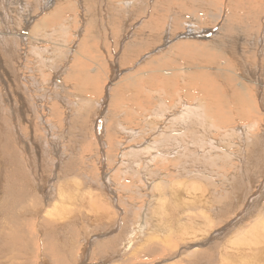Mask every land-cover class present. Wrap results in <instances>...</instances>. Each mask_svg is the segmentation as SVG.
<instances>
[{
  "label": "rangeland",
  "instance_id": "1",
  "mask_svg": "<svg viewBox=\"0 0 264 264\" xmlns=\"http://www.w3.org/2000/svg\"><path fill=\"white\" fill-rule=\"evenodd\" d=\"M75 1L76 0H71V5L73 6L71 9H69V11L70 10L71 11L69 14H67L68 16L63 15L58 18L57 16H55V14H51L53 13V11H56L55 9L56 6L54 7L51 4L49 9H45V10L43 9L42 6L43 3H45L44 0L43 1L42 0H0V14H1L0 34L2 35V36L0 35V56L5 51L2 54L4 56L0 57V62H1L0 90L2 91V95L3 93H6L3 91V90L6 91V88L8 90H12V87L16 86L14 83L15 80L14 78L15 76L18 77V75L20 77H18L19 80H17L16 82L20 83L19 86L21 87V89H23L26 86L29 88L28 102L25 109L27 111L24 110L25 113L23 114V116L12 114V117L15 118V121L17 123L19 122L21 123V125L19 126H21L24 129L25 134L27 133L26 136L29 137L30 150L27 153L28 163H29L27 166V170L29 173L34 174V176L39 177V178L36 177V180H32V181L33 182L37 181L43 184L48 192L53 191L59 184H62L64 187H66L68 191L72 193L71 199H73L74 197L76 201L75 205L78 208H80L78 209V211L77 208H74L77 211L76 213H74L75 210H73L72 216L74 220L76 219L74 223V227L73 225H71L72 228L69 229L67 228L64 230L60 229L61 231L57 233L58 235H56L58 237L59 235H61V239L59 238L60 239L59 242L61 243L59 245L62 247L61 249L64 251V253H66V256L69 255L67 256L68 262H72L70 260V256L76 253V251L77 253L79 251L81 254L84 253L83 250L88 245L84 242H86V240L89 239L91 236L93 237L99 234L102 235L103 234L102 232L104 231L107 234L115 235L121 232L124 226H125L124 231L127 232L128 230L134 229L135 227L137 228L138 226L137 222H141L140 221L141 218H139V216L136 217L133 215H127V216L123 215L122 216L123 218L121 217L120 219H118V222L121 223H117V225L110 231H107L105 229L106 226H108L111 222L108 223L107 221L104 220H102L104 221V223L102 224L103 226L99 225V223H96V225H98L97 227L95 225L94 227H91L90 220L92 218H95V216L93 213L90 214L88 211H86L87 210L86 208L89 204L87 200H90L93 206L95 205L94 204L95 200H97L96 203L97 202L102 203L104 208L105 206L106 208L110 206L111 209L115 206L114 203H112L111 200L108 199L111 198L110 197L111 194L109 193L108 188L104 185L105 182L110 183L109 180H111V184H113L112 187L113 190L115 191L117 190L116 192L118 193L119 196L126 195L128 197L127 200L131 198L130 201L133 203L134 207H136V205L141 204L142 201L138 193L140 190L139 185L141 184L142 180L140 181L139 177L136 178L135 174L137 168L130 167L134 159L131 157L130 152L132 150H136L137 149L136 146L140 142H142L146 138H150L151 136V132L149 131L150 127L147 128L146 124L141 123V121H143L144 119H140V114H138L139 112L141 113L147 112L148 114H151V111L155 110L156 104L154 103H156V100H152V98L149 97L147 93L152 91V89L154 90L155 87L160 88V86H162V82H165L164 79L170 76L171 74L170 71L171 72L174 71L173 73L175 74L177 73L176 75L178 74L181 75L186 69V70H190L192 73L198 72V74L204 75V73L207 71V70L205 71L204 65L205 66L209 64L213 65L216 63L218 59L217 62L222 63L221 65L224 66L225 65L224 61H227L228 59L227 57L219 58L220 54L218 55L217 52H213L211 51L212 49H208L205 46L210 43L208 41L210 38H212L211 37L212 33L210 34L211 36H209L208 33H205L207 36L210 37V38L208 37L207 40L205 39L206 40L205 42H202V40H204L203 38H207V37L200 35L198 38L201 39H197L198 41L197 40L188 41L189 39L187 41L183 40L182 42L185 43H179L181 44L180 46L178 43H176L175 46L170 48L171 45L170 44L168 46L169 48L167 47L168 49H170L169 51L167 48H165V51L163 52L157 51L155 53L154 51L156 50V48L164 44V40L166 39V35H165L166 32H169L170 34L179 30L182 31H184V29L188 30L189 28L188 23H192V21L194 20L197 22L195 24V27L197 29L202 26H205L206 24H211L214 21V17H217V15L218 16L221 15L222 13L221 10L223 8L224 11L226 9V12L223 13V15L225 16L227 15V19H228L226 21L227 24L229 25L233 24L230 26L231 28L233 27V31L229 30V32L226 35L230 38L231 42L237 43L238 47L237 46L236 47L239 48L240 51L242 47L241 46L242 43L240 44V41L244 39V37L248 36L247 39L249 40V42L253 41L254 38H258V39L260 38V40H264V0L263 1L236 0V2L233 3L234 8L232 9L230 8L231 14H229V10H227L228 8H224L226 7L225 6L226 2L229 4V0H206V2L204 0L203 1L204 3L201 2L202 0H126V1L102 0L104 2H102L101 0L98 1L89 0L88 3L87 4L85 3V5L83 6L84 10L78 8V6L75 4ZM106 1L109 4L107 8L105 4ZM127 1L130 2L131 4L125 5V2ZM198 2L199 3L201 2L202 5L204 4L203 5L204 7L201 4L199 5ZM23 3L24 4L26 3V7L24 6ZM230 4H232L231 1ZM57 5L58 7L62 8L63 0H58ZM88 5L93 12L90 17L95 16L96 19L94 17L89 18L86 17V15H84V13L86 14L85 9L89 8ZM201 7L202 8L207 7L208 9L204 10ZM106 12L109 14H105ZM56 13H58V11H56ZM49 14H51V16H49ZM27 16L29 17L32 16L31 18H33L31 20L32 24L30 25L26 24L29 22L31 23V21ZM225 16L221 19L222 20L221 23L218 22V24H215V26H213V32H215V34L218 33L221 25L223 24V19L225 18ZM192 17L194 18V20L191 19ZM232 18L235 19L236 21L233 20ZM83 19H85L84 24H83ZM39 20H45L46 26L51 29H53V25L56 26L57 30H55L53 35L49 38L48 43H45L44 45V47H46L50 51L48 52V50H46L43 56L50 59L53 58L52 60H54L55 63L57 62V64L59 63V65L61 61L63 62L66 61L65 62L66 66L68 68L70 67L72 69V72L74 71L73 75L74 77H76V79L71 78L72 80H70L69 83L73 85L74 89H71L70 87L69 88L70 91L66 90L65 92H62L63 90L59 91L55 89V86H51L50 79L46 80V77L50 78V76L52 75L51 72L45 68H43L44 70L43 69L41 70V67H38L36 63L31 64L24 69L22 65L24 61H25L24 65H26V64H30L31 61L35 59L31 60L27 56L28 47L26 48L21 47L22 43L20 44L21 46L17 45V47L14 48V46L16 45L15 41L18 42V40H20V42H22L23 38L26 39V37L32 35L31 34L32 29L35 26L36 22ZM88 20L94 23L90 24L88 23ZM181 21H183V23ZM85 22L88 24H86ZM235 24L237 27L235 26ZM144 25L146 26L148 25V27L143 29ZM24 26L25 27L27 26V28L23 29ZM83 26H84L83 30L86 29L90 37L89 41L88 39H86V43H81V40L78 41V38L75 36V34ZM20 27L22 30L20 29ZM7 30L9 32H7ZM10 31L12 33H10ZM141 32H145V33L141 34ZM139 33L141 34V36ZM230 33L234 34L235 36H233ZM4 34L7 36V39L8 37L11 39V40L8 39L7 41L5 40L7 45L5 44V41L1 39L4 37ZM13 35L17 40L14 37H13L14 41L12 40ZM180 35L181 33H178L174 37L177 38L180 37ZM133 40L135 41L133 42L132 46L134 47V49L132 50L136 51V52L134 51L135 55L131 50L130 57L126 55L127 57L124 58L125 60L119 59L123 52V49ZM3 44L5 45L4 47ZM231 45L235 46L234 43ZM260 45L261 44L258 42L259 47ZM247 46L248 45H245V47L243 48L246 49ZM18 47L19 48L21 47L20 49H23L26 52V55H23L24 57L21 56L22 53L21 51L16 52ZM259 47L257 53L256 49H254L255 46H249V55L245 58L242 57V54L238 55V59L235 58L237 59L236 63L235 60L233 61L232 74L231 72H229V74L232 75L230 77L231 80L232 78H234V83L232 82L228 83L229 78H227V80L224 82L225 84L227 82L226 86L229 87L231 86L232 88L233 85L238 86L239 84L238 80L240 79L242 80L243 78V81L247 83V85H249L250 95L247 96L249 98L248 99L249 108L246 106L245 109L246 113L247 111H249V113H247V116L244 118V120H241L240 118L236 117L237 119H234L233 121H229L226 124H222L221 126L223 129H230V130L233 127L246 128L249 130V132H247V134H245L244 137H243L244 132L241 134L240 133L237 134V136L234 135L235 137L232 136V138L229 141H225L223 130H219V128L213 130L212 132L204 131V135H205V139L207 138L212 140L215 138V140L219 141V139L221 138L222 141L220 142L222 148L225 147V149L229 151L231 154H241L238 156L240 160L242 158H245L244 162L242 160L240 162L238 159L229 160V162L231 161L232 164L231 165L233 168L232 170L230 169L231 166L227 167L228 163L225 166L226 163L225 158L224 159L220 158L219 163L212 164V167H210V171L212 169L216 171H221L224 174H226V172H232V173L233 171L238 172L240 177L236 180L235 191L237 193L241 192L244 199L248 197L247 201H249V195L251 197V200L253 197L257 198L258 195H262L263 200H261V202H259V205H257V209L260 211L261 208H264V148H263L264 147L263 144L264 143V60H263L264 58H260L261 52H259L260 51ZM252 51L254 52L256 51L255 52L256 54ZM149 53L150 56L148 55ZM12 55L15 58L18 57V55L19 57L16 58L15 60L14 58H11ZM227 56L233 57L234 55L233 53H229V55ZM7 60L9 61L8 63L10 62L14 63V61L15 62L17 61L16 62L17 65L15 66L17 68L20 67L17 70L18 71L21 70V75H20V71L19 73L18 71L17 72L15 71L14 74V72L11 71V68L6 70L3 69V65L1 64H3V62L6 63ZM135 62L138 64H136ZM253 65H258L259 67L261 65L262 68V69L260 68L261 70L259 71V74L261 75V78L263 76V83L262 81H259L258 82L259 86L255 82L256 81L255 79L257 78L258 80V77L257 75L255 76L253 75L254 73H257L255 69L252 68ZM199 66L202 67V70L196 68ZM27 69L30 71H28ZM120 69L122 70L121 74L119 72ZM178 70L179 71L183 70V71L181 73ZM4 71H6L7 73ZM67 71L69 72L68 69ZM216 74H218L219 76L220 73L217 72ZM193 75L195 78L199 76V75L195 76V74H192V76ZM156 76H159V78L155 79ZM210 77L211 76L209 75L208 78L209 83L212 82L211 84L214 83L215 86H218L219 83L213 82L212 79L210 81L209 80ZM219 77L221 79H225L222 76ZM53 78L55 79V77ZM54 79L52 81H54ZM199 79L202 80L201 76ZM6 80L7 82H5ZM55 80L61 82V80L58 78ZM22 83L24 84L22 85ZM59 97H64L63 99H65V101L59 99ZM101 100H103L104 103L103 107L99 106L100 103H102ZM209 100L211 101L212 99H208V101ZM5 101L7 102L6 108L10 109L9 108L10 103L8 99H6ZM151 101L153 103H151ZM109 104H110L109 108L111 110L106 108ZM256 106L259 108H257ZM106 113L108 114V116ZM248 116L249 119L247 118ZM19 118L21 120L24 119V121H21ZM103 120L104 122L102 125ZM101 125L105 129L104 128L102 129V127H100ZM216 126H218V124ZM142 128L144 129V131L141 132L140 130ZM101 131H103V133ZM134 132L137 133V136L134 135ZM230 133H232V131H230ZM210 134L213 135L211 136ZM103 139L105 140L106 146H102L104 145ZM40 141L43 142L45 141V142L40 143ZM35 146L38 148H36ZM255 147L257 149H255ZM35 148L37 151L35 150ZM254 150H257L256 153L254 152ZM124 154L127 156H124ZM251 160L252 162H254V164H252ZM37 162L40 163L38 164ZM30 165L31 167H29ZM39 165H41V167ZM126 169H128L131 173L129 172L128 175L124 173ZM105 173L107 174V180L105 179L106 178V175H104ZM108 177H110L111 179ZM64 183L66 184L64 185ZM115 187L117 189H115ZM219 187L222 188L221 185H219ZM77 193L83 194L82 197L77 196L79 195ZM136 196L138 198H136ZM76 197L79 198L77 199ZM51 200L53 199L51 198ZM80 200L83 203H79ZM247 201L245 200V204L243 207H241L242 206L241 205L237 207L234 211L237 213L238 211L243 209L238 214V217L243 218L245 224L247 223L250 216L249 208L251 207L249 206L251 204L254 205V203L252 202L249 203ZM29 204L32 205V202H30ZM122 204L124 203L119 202V206L125 208V206ZM79 210H82V212H80ZM234 214L235 213H233L232 216ZM81 215L83 217H81ZM31 216L33 215H25L23 217L24 221L22 223L24 225L25 232L27 231V233H29L28 238L30 239L29 240L28 238H26L27 239L26 250L29 246L33 248L31 249V251H29L30 253L27 256H25L24 259L28 260L27 262L28 264H40V263L43 264V261L40 258L42 257V254H50L49 255L50 258L48 255H44L45 259L49 258L47 264H55V260L54 258H52L53 256L52 253L56 254L54 251H52L49 248L50 252L47 251V253H45L46 252L45 250L43 252H40L42 250V245H40L41 243L39 241L42 240L41 236L43 235H40L41 232L40 230H38V228L44 227L42 226L45 222L44 217L40 215L42 219L38 217L39 219L37 220L35 219V217L33 218ZM218 216L219 218H221L220 214ZM84 218H85V222H89V224L86 223L83 224V226H79L76 221L81 219L84 220ZM40 220L43 221L42 225ZM122 221H125V225L124 223H122ZM75 230L77 231V233ZM39 236H40L39 238L40 240L38 241L37 237ZM24 242L21 241L20 244L22 243L24 244ZM70 242H73V244L71 245ZM75 243L78 246L75 247L76 245ZM21 246L19 248H21ZM45 247L48 248L46 244ZM77 247L78 250L76 249ZM90 249L92 250V246ZM38 251L40 257H38L39 256ZM18 253L19 254H16V252H14V254L9 255V257L7 258V260L9 261L8 264H12V261L13 264L19 261L21 262V260L18 261V257H20L19 255L21 254V252L18 251ZM80 253L77 255H80ZM91 254L92 251H90L89 253V258ZM160 257H162V253L157 252L156 254H152L150 258L149 257H145L143 259L140 258L139 261L147 262V260L150 259H155V261H158ZM156 258L158 259L156 260ZM92 262L95 261L92 260ZM64 264L67 263L65 262Z\"/></svg>",
  "mask_w": 264,
  "mask_h": 264
},
{
  "label": "bare ground",
  "instance_id": "2",
  "mask_svg": "<svg viewBox=\"0 0 264 264\" xmlns=\"http://www.w3.org/2000/svg\"><path fill=\"white\" fill-rule=\"evenodd\" d=\"M88 1L89 0H76L75 4L78 6V8L84 10L83 6L85 5V3L87 4ZM203 1L204 0H202L201 2ZM230 1L232 4H230ZM44 2L45 3H43L42 6L44 10L49 9L51 4L54 7L56 6L55 9L56 11H58L59 14L56 13V11H53V13L51 14H55V16H57L58 18L60 16L69 14L71 11V10L69 11V9H71L73 6L71 5V0H63L62 8L58 7L57 5L58 0H44ZM201 2L200 3L198 2V4L200 5ZM235 2L236 0H229V4L226 2L225 4L226 7L224 8H228L227 10H229V14H231L230 8L231 9L234 8L233 3ZM105 4L107 8V6L109 5L108 2L106 1ZM126 4L130 5L131 3L127 1L125 2V5ZM24 6L26 7V3L24 4ZM202 9L207 10L208 8L206 7ZM85 10H86V14L84 13V15H86V17L95 18V16L90 17L93 13L90 7L86 8ZM221 11H222L221 15L219 16L217 15V17H214V21L211 24H206L205 26H202L198 29L195 27V24L197 22L192 17L191 19H193L194 21H192V23H188V27H189L188 30L185 29L184 31L179 30L170 34L169 32H166L165 34L166 39L164 40V44L161 43L162 46L156 48V50L154 51L155 53L157 51L163 52L165 51V48H167L170 44H171L170 45L171 48L175 46L176 43L178 44L185 43L182 42L183 40L187 41L189 39L188 41H194V40L196 41L197 39H201L198 38L200 35L207 37V38H203L204 40H202V42H205L208 39V37L211 36L210 34L212 33L211 36L212 38L209 37L210 39L208 41L210 43L205 46L208 49H212L211 51L217 52L218 55L220 54L219 58L227 57L228 59L227 61H224L225 62L224 66L221 65L222 63L217 62L218 59L216 63L213 65L212 64L206 66L204 65L205 71L207 70L204 73L205 76L202 74H198V72L192 73L190 70H186V69L184 70L183 68H182L184 70L183 73H182L183 70L182 71H179L180 69L178 70L179 72L182 73L181 75L179 74L176 75L177 73L175 74L173 73L174 71L173 72L170 71L171 73V74L169 73L170 76L164 79L165 82H162V86H160V88L155 87L154 90L152 89V91L147 93V95L151 97L152 100H156V103H154L156 104L155 110L152 111L150 110L151 114H148L147 112L144 113L139 112L138 114H140V119H144L143 121H141V123L146 124L147 128L150 127L149 131L151 132V136L150 138L144 139L142 142H140L141 141L140 140L139 141L140 143L136 146L137 151L132 150L130 152L131 157L134 158L133 163L130 165V167L137 168L135 174L136 178L139 177L140 181L142 180L141 184L139 185L140 187L138 185L137 186L141 190V192L139 190L138 193L142 201L140 205L142 204L143 205L140 206L135 204L136 207H134L133 203L130 201L131 198L127 200L128 197L126 195L119 196L118 193L116 192L117 190L116 191L113 190L112 188L113 184H111V180H109L110 183L105 182L104 185L108 188V191L111 194L110 195L111 198L108 199H110L111 202L114 203L115 206L113 208L110 209V206H108L107 208L105 206L106 208L105 209L102 203H98V202L96 203L97 200H95L94 203L95 205L93 206L92 202H90V200H87L89 204L86 208L87 209L86 211H88L90 214L93 213L95 216V218H92L90 220L91 227H94V225L97 227L98 225H96V223L102 225L104 221H107L108 223L110 222L111 223L108 226H106L105 230L110 231L117 225V223H121L118 222V219H120L123 215L124 216L133 215L136 217L139 216V218H141L140 220L141 222H137L138 226L137 228L135 227L137 230L134 228L125 232L124 231L125 226L124 227L122 226L123 228L121 232L115 235L107 234L104 231L102 232L103 233L102 235L99 234L93 237L91 236L89 239L86 240V242H84L88 245L83 250L84 251L83 254H81L80 251L78 253L76 251V253L77 254L80 253V255H77L76 253L72 252L74 253L72 256H70V260L72 262L67 261V256L69 255L66 256V253H64V251L61 249L62 247L59 245L61 243L59 242L61 239V235H59V237L56 235H58L57 233L61 231L60 229L64 230L67 228L68 229L72 228L71 225H73L74 227V223L76 219L75 220L73 219L72 216L73 210H75L74 213H76L80 208H78L75 205L76 204L75 198L73 197V199H71L72 193L68 191L66 187H64L62 184H59L53 191L51 192L49 191L50 192L49 193L43 184L37 181L35 182L32 181V180H36V177L38 176H34V174L29 173L27 170V166L29 164L27 153L30 150L29 137L26 136L27 133L25 134L24 129L21 126H19L21 125V123L20 122L17 123L15 121V118L12 117V114L23 116L25 111H27L25 109L28 102L29 88L27 86L26 87L23 86L24 88L21 89V87L19 86L20 83L16 82L17 80H19L18 77H20L17 74L18 77L15 76L14 78L13 76V78L15 79L14 83L16 86L14 85L15 87H12V90H8L6 88V91L3 90L4 92H6L3 93V95H2V91L0 90V264H8L9 261L7 260V258L9 257V255L14 254V252H16V254H19L18 251L21 252V254L19 255L20 257H18L17 255L18 261L21 260V262L19 261L14 264H28L27 263L28 260L24 258L30 253L29 251H31V249L33 248L29 246L26 250L27 247L26 238L29 237V233H27V231L25 232L24 225L22 224L24 221L23 217L25 215H33L31 217L33 218L35 217V219L37 220L39 219L38 217H40V215L44 217L45 222L43 225H42L43 221L41 220L40 221H41V225L44 226L45 228L44 227L38 228V230H40L41 232L40 235H43L41 236L42 239L41 241H39L40 236L37 237L38 241L41 243L40 245H42V250L40 252H43L45 250L46 251L45 253H47V251H49L50 249L54 251L56 254L52 253L54 256V257L52 256V258H54L55 264H64L65 262L67 264H264V208H261L260 211L257 209V205H259V202L263 200V196L258 195L257 198L253 197L251 200V197L249 195V201H247L248 197L244 199L241 192L237 193L235 191L236 180L240 177L238 172L233 171V173L226 172V174H224L221 171H216L212 169L210 171V167H212V164L219 163L220 158L223 159L225 158V162H226L225 166L228 163L227 167H230L232 165L231 161L229 162V160L238 159L240 162L241 160L244 162L245 158H242L240 160V158L238 157L241 154H231L229 151L225 149V147L222 148L220 142L222 141L221 138L219 139V141L215 140V138L212 140L207 138L205 139L204 131L212 132L213 130L219 128V130H223L225 141H229L232 138V136L234 135L237 136V134L239 133L241 134L243 132H244L243 134L244 137L245 134L249 132V130L246 128L233 127L231 128V130L222 128L221 126L222 124H226L227 122L233 121L234 119L240 118L241 120H244V118L247 116V113H249V111H247L246 113L245 109L246 106L249 108V100H248L249 98L247 96L250 95L249 85H247V83L243 81L242 77H240L242 78V80L240 78H237L240 79L238 80L239 83L238 86L233 85L232 88L231 86L230 87L226 86L227 82L226 84L224 82L227 80V78H229L228 83L230 82L234 83V78H232V80L230 78L232 76L231 74L233 70V61L235 60L236 63L238 59V55L240 54H242L243 58L247 57L249 55V46H255L254 49H256L258 53V47H259L258 42H259L261 44L259 47L260 49L259 52H261L260 58H264V40H260V38L259 39L254 38L253 41L249 42V40L247 39L248 36L244 37V39L240 41V44L242 43L241 51L239 50V48H237L238 47L237 43L230 41V38L226 34L229 32V30L233 31V27L232 28L230 27L233 24L229 25L226 22L228 20L227 15L226 16L223 15V13L226 12V9L224 11V9L222 8ZM107 12L105 14H109ZM51 14H49V16H51ZM224 16L225 18L223 19V24L221 25L218 33L215 34V32H213V26H215V24H218V22L221 23L222 22L221 19ZM27 17L29 18L30 21L33 19L31 18L32 16L31 17L27 16ZM84 21L85 19H83V24ZM181 22L183 23V21ZM88 23L93 24L94 22L92 23V21L88 20ZM26 24L30 25L32 24V21L31 23L29 22ZM147 27L148 25L147 26L144 25L143 29ZM26 28L27 26L26 27L24 26L23 29ZM83 29L84 26L75 34V36L78 38V41L81 40V43H86V39H88L89 41L90 37L88 31L86 29L85 30ZM55 30H57L56 26L53 25V29H51L46 26L45 20H39L36 22L35 26L32 29L31 32L32 35L30 36L27 35L28 37H26V39L23 38L22 42H20V40H18L19 43L15 41L16 45L14 46V48L17 47V45L21 46L20 45L21 43H22L21 47H25V48L28 47L27 56L31 60L32 59L35 60H33L34 62L31 61L30 64H26V65H24L25 61L23 60L24 63L22 65L24 69L34 63H36L38 67H41V70L43 68L48 69L52 75L50 76V78L46 77V80L50 79L51 86H55L56 90L59 91L63 90L62 92H65L66 90H69L70 87L71 89H74L73 85L69 83L70 80L74 78L76 79V77H74L73 75L74 71L72 72V69L66 66L65 64L66 61L64 62L61 61L59 65V63L57 64V62L55 63L54 60H52L53 58L50 59L43 56L46 50H48V52L50 51L49 49L44 47V45L45 43H48L49 38L53 35ZM7 32L9 31L7 30ZM10 33L12 32L10 31ZM144 33L145 32H141V34ZM178 33H181L180 37L177 38L174 37ZM205 33H208L209 36H207ZM232 35L235 36L234 34ZM13 37L14 35L12 36V40L14 41ZM1 39L3 41L5 40L7 41L8 39L11 40L9 37L7 39V36L5 34L4 37ZM134 41L135 40H133L130 44L126 45V47L123 49V52L121 54L122 57L120 56L119 59H124L125 57H127L126 55H128L129 57L131 56L130 51L134 49V47L132 46ZM233 43L235 44V46L231 45ZM180 45L181 44H179V46ZM245 45H248L246 49L243 48L245 47ZM4 46L5 45L3 44V47ZM20 48L18 47L16 52L21 51L22 52L21 56L26 55V52ZM169 50L170 49H168V51ZM229 53H233L234 56L233 57L227 56L229 55ZM2 54L1 56L3 57L4 55ZM13 55L11 58H14L15 60L16 58L19 57L18 55V57L15 58ZM148 55L150 56V53ZM8 62L9 61L7 60L6 63L3 62V64H1L3 65V69L6 70L11 68V71H13L15 74V71L17 72L18 71L17 69L20 68L19 66H18L19 68L15 66L17 65L16 64L17 61L16 62L14 61V63L13 62L8 63ZM196 68L202 70V67L200 66ZM252 68L255 69V71L257 72L254 73L253 75L254 76L257 75L258 80L256 78L255 82L259 86L258 84L259 81H262L263 83V76L261 78V75L259 74V71L262 69L261 65L260 67L258 65H253ZM67 69L69 70V72L67 71ZM19 71L21 75V70ZM119 72L121 74L122 70L120 69ZM215 72L216 73L219 72L220 73L219 76H222L225 79H221L218 76V74H216ZM229 72H231V74H229ZM190 73L195 74V76L199 75L198 76L199 78L201 76L202 80L199 79L198 77L195 78L194 75L192 76V74ZM209 75L211 76L209 80L211 81L212 79L213 82L219 83L218 86H215L214 83H213L214 85L211 84L212 82L209 83L208 81ZM53 77H55V79L57 78L60 79L61 82L55 80ZM157 78H159V76H156L155 79ZM53 79L54 81H52ZM5 82H7V80ZM23 84L24 83H22V85ZM63 98L64 97H59V99L65 101V99ZM6 99H8L10 103L9 106L10 109L6 108L7 106L6 104L7 102L5 101ZM208 99H212V100L208 101ZM101 101L102 103H100L99 106L103 107L104 106L103 100ZM151 103L153 102L151 101ZM109 106L110 104L106 108L110 109ZM247 118L249 119V116ZM104 120L102 121V125ZM21 121H24V119ZM217 124L220 127L216 126ZM102 125L100 127H102L103 129L104 127ZM140 131L142 132L144 131V129L142 128ZM230 131H232L233 134L230 133ZM101 132L103 133V131ZM134 135L137 136V133L134 132ZM210 135L212 136L213 134ZM41 142L43 141H40V143ZM103 143L104 145L102 146H106L105 140ZM255 149L257 148L255 147ZM256 151L257 150H254L255 153ZM124 156L127 155L124 154ZM252 164H254V162H252ZM39 166L41 167V165ZM29 167H31V165ZM230 169L231 170L233 169L232 166L230 167ZM129 172L130 171L126 169L124 173L128 175ZM104 175H106V178L105 176L104 178L107 180V174L105 173ZM66 183H64V185ZM219 185H221L222 188H220ZM115 189L117 188L115 187ZM80 194L77 196L82 197L83 194L81 195ZM50 197L53 200H51ZM136 198L138 197L136 196ZM245 200L249 203L250 202L254 203V205L251 204L249 206L251 208L248 207L250 209L249 210L250 216L248 219L249 222L247 221L246 224L243 218L238 217V214L243 209H241L237 213L234 212L237 207L241 205H242L241 207L244 206ZM30 202H32V205L29 204ZM119 202H123L124 204L122 205H124L125 208L120 207ZM79 203H83V202H81L80 200ZM74 208H77V211ZM79 211L82 212V210ZM233 213L235 214L232 216ZM219 214L221 218H219L218 216ZM81 217L83 216L81 215ZM40 219L42 218L40 217ZM76 222L79 226H83V224L86 223L89 224V222H85V218L84 220L81 219V220H77ZM122 223H124L125 225V221H122ZM21 241L22 242L25 241L24 244L22 243L24 246L20 244ZM70 243L71 245L73 244V242ZM45 244L48 246V248L45 247ZM20 246L21 248H19ZM76 246L78 245L76 244L75 247ZM91 246H92V250L90 249ZM76 249L78 250V247ZM90 251H92V254L89 258ZM157 252L162 253V257H160L158 261H155V259L147 260V262L139 261L140 258L142 259L145 257L150 258L152 254H156ZM44 255L49 256L50 254H42V257H40L39 254L38 257L41 258L43 264H47L50 256L49 258L45 259ZM55 257L58 258L56 259ZM157 259L158 258H156V260ZM92 260H94L95 262H92Z\"/></svg>",
  "mask_w": 264,
  "mask_h": 264
}]
</instances>
